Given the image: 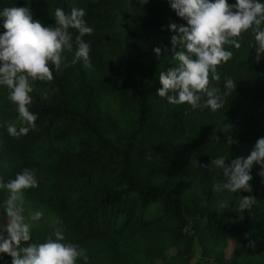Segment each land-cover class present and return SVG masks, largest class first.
<instances>
[{"label": "trees", "instance_id": "1", "mask_svg": "<svg viewBox=\"0 0 264 264\" xmlns=\"http://www.w3.org/2000/svg\"><path fill=\"white\" fill-rule=\"evenodd\" d=\"M5 7H28L45 27L55 24L57 8H82L93 29L84 37L90 69L70 63L72 30L68 66L53 68L51 82H31L29 110L37 119L26 135L8 134L9 124L27 125L0 86V182L25 168L38 181L23 193L25 216L43 214L31 222L29 243L54 239L59 229L64 243L85 250L87 261L76 264H264L259 165L250 173V193L214 192L223 174L201 166L219 156L246 158L264 137V55L256 60L252 32L239 38V49L226 46L233 56L211 86L223 94L231 78L236 88L213 112L158 95L160 72L176 66L171 38L187 26L169 0H0V11ZM5 31L0 17V34ZM7 195L0 189V225ZM242 196L257 202L239 213ZM0 257V264H11L7 254Z\"/></svg>", "mask_w": 264, "mask_h": 264}, {"label": "clouds", "instance_id": "2", "mask_svg": "<svg viewBox=\"0 0 264 264\" xmlns=\"http://www.w3.org/2000/svg\"><path fill=\"white\" fill-rule=\"evenodd\" d=\"M147 2L141 0L142 4ZM169 3L177 15L187 21V26H180L179 35L171 38L176 66L160 72L162 87L158 89V95L172 105L188 104L192 109L204 107L216 112L224 108L225 97L236 88V82L231 78H226L223 94L220 88L211 86L213 81L220 80L218 69L233 56L226 46L239 49V38L250 31L254 34L255 43L250 47L256 50V60L264 55V3L260 0H235L234 4L227 0H169ZM85 15L82 8L74 7L70 13L57 8L55 24L45 27L40 20L33 19L28 7H5L0 11L6 30L0 34V86L8 89V99L17 106L20 124L27 125L17 128L15 124H9V135L19 137L26 135L29 128H35L37 115L29 110L33 92L31 82H51L53 68L59 71L62 65L68 66L64 53L73 51L72 30L77 34L74 38L76 50L70 63L82 62L85 69L92 67L90 44L84 37L91 35L93 29L87 25ZM169 27L177 30L174 23ZM177 45L182 46L180 51H176ZM154 51L159 55L161 49ZM230 127L225 125L224 130ZM227 143H233L231 137ZM254 165H259L258 175L264 178V137L256 141L246 158L227 162L225 156H219L201 166L222 172L224 180L214 183V192L238 193L243 190L250 193V173ZM37 187L35 173L27 168L15 179L0 182V189L8 192L3 202L6 223L0 225V253L11 257V264H76L80 257L87 261L85 250L64 243L65 237L59 229L54 232V239L49 237L43 243H29L31 222L40 220L43 214L37 211L25 216L23 193ZM256 202L254 196H242L236 211L250 210ZM221 206L228 207V204Z\"/></svg>", "mask_w": 264, "mask_h": 264}, {"label": "rangeland", "instance_id": "3", "mask_svg": "<svg viewBox=\"0 0 264 264\" xmlns=\"http://www.w3.org/2000/svg\"><path fill=\"white\" fill-rule=\"evenodd\" d=\"M196 250H197V255H198V253L200 251V248L198 245H196ZM171 254H173V250L168 251V255H171Z\"/></svg>", "mask_w": 264, "mask_h": 264}]
</instances>
